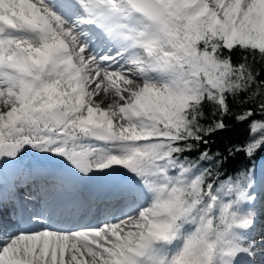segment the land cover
<instances>
[{
  "label": "snow or ice",
  "instance_id": "1",
  "mask_svg": "<svg viewBox=\"0 0 264 264\" xmlns=\"http://www.w3.org/2000/svg\"><path fill=\"white\" fill-rule=\"evenodd\" d=\"M262 152L264 0H0V264H264Z\"/></svg>",
  "mask_w": 264,
  "mask_h": 264
},
{
  "label": "trees",
  "instance_id": "2",
  "mask_svg": "<svg viewBox=\"0 0 264 264\" xmlns=\"http://www.w3.org/2000/svg\"><path fill=\"white\" fill-rule=\"evenodd\" d=\"M229 124L233 126L227 132L218 133L214 139L216 143L212 146L213 150L224 151L227 146L232 144H242L249 138V133L246 127H242L238 124H234L232 121H229ZM264 159V152L260 153L257 157V164ZM248 161L241 154L238 159L226 162V167L229 172L238 169L242 164H246Z\"/></svg>",
  "mask_w": 264,
  "mask_h": 264
},
{
  "label": "rangeland",
  "instance_id": "3",
  "mask_svg": "<svg viewBox=\"0 0 264 264\" xmlns=\"http://www.w3.org/2000/svg\"><path fill=\"white\" fill-rule=\"evenodd\" d=\"M262 161H264V159H263ZM262 161H261V162H262ZM261 162H260V163H261Z\"/></svg>",
  "mask_w": 264,
  "mask_h": 264
}]
</instances>
